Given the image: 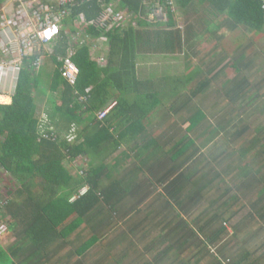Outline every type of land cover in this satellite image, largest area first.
Here are the masks:
<instances>
[{"label":"trees","instance_id":"obj_1","mask_svg":"<svg viewBox=\"0 0 264 264\" xmlns=\"http://www.w3.org/2000/svg\"><path fill=\"white\" fill-rule=\"evenodd\" d=\"M63 9L69 13L60 22V35L47 46L53 53L44 45L36 48L24 59L12 102L0 95V177L10 176V182L3 181L7 191L22 184L50 193L45 214L55 228L66 225L58 234L75 230L77 244L85 236L75 254L88 250L91 264H127L123 258L104 262L100 248L125 234L116 232L121 220L141 222L151 214L162 218L166 240L172 241L170 247L154 248L160 249L157 260L170 258L177 264L207 250L218 258L219 235L206 231L203 217L225 226L227 208H234L231 217L247 211L237 198L231 197L227 206L226 190L216 184L222 177L220 163L227 160L232 179L250 170L264 184V115L253 117L264 90L262 2L74 0ZM120 12L130 21H116ZM221 24L223 36L233 39L227 48L242 55L239 63L229 61L215 73L212 63L183 49L211 40ZM254 46L259 54L243 53ZM215 48L225 53L221 41ZM72 50L79 70L74 85L61 73ZM147 53L171 61L181 55L185 65L180 72L168 65L165 72L143 77L138 61ZM37 59L39 66L34 65ZM49 59L55 69L46 87L50 74L46 71L45 81L43 67ZM227 66L237 79L233 83L225 74ZM254 75L261 78L252 85L249 77L254 81ZM42 95L48 98L47 109ZM217 142L227 150H217ZM219 154L217 167L213 160ZM244 221L264 226V218L249 211L232 228ZM84 223L85 230H76ZM196 226L202 236L194 232ZM39 228L30 233L37 243L51 239L53 234L45 236Z\"/></svg>","mask_w":264,"mask_h":264},{"label":"crops","instance_id":"obj_2","mask_svg":"<svg viewBox=\"0 0 264 264\" xmlns=\"http://www.w3.org/2000/svg\"><path fill=\"white\" fill-rule=\"evenodd\" d=\"M27 9L28 6L25 4L24 12L21 14V11H23L22 7L16 3H11L9 9L1 5L0 21H11L12 18H15L17 20L15 21L16 26H13L16 27V29L20 28L22 25L33 21V17ZM18 16L21 19L18 20ZM12 30H14V28H12ZM224 33L225 29L221 24L218 34L216 36L212 35L211 40L205 38L201 39L196 46L184 47L183 51L184 53L188 52V55L195 54L198 56L200 62H206L208 66L212 63L214 66L213 68H215V73L217 71L216 67L225 66L229 61L233 64L235 62L239 63L242 53H239V51L235 49L231 50L227 48L229 44L233 45V39H231L230 36L224 37ZM247 38L248 36L244 35L243 39L247 40ZM0 41H3L1 34ZM217 41L222 42L225 53L216 51L217 49L215 47L217 46ZM203 43L209 45L203 46ZM242 50L244 54H251V52L259 54V48L257 46H254V50L250 48H243ZM0 54L3 59H7V56L3 52H0ZM8 58H10V55ZM231 69L232 68L227 66L225 74L228 75L229 80L233 83L237 79L233 74L231 75ZM262 70H264V62ZM260 78V76L254 75L253 81V79L249 77L252 85L257 84ZM16 86L14 80L12 81L10 77L5 85L4 92H0V95L4 96L7 104L12 102V97L16 92ZM255 91L256 88L251 93V96L255 95ZM260 91H262L260 92L261 97L256 104V106H258V111L253 113V117L264 115V90ZM215 146H218L217 150H227L228 148V146H224L222 142H217ZM221 158L222 155L219 154L213 160V163H215L217 167ZM220 165L219 170L222 171V177L216 184L220 182L223 189L226 190L225 197H227V206L229 207V200L233 197L237 198L239 201L243 200V203L247 205L245 206V208H247L245 210L247 211H239L237 215L233 214L231 217V210L234 208L232 206L227 208L225 211V220L227 224H225V226L222 222L220 224L217 223V221H211V223H209L205 220L206 218L203 217L204 222L208 226H206V231L215 232L219 235V241L216 246L220 247L221 250L218 253V258H216L211 251L207 250V253L199 254L196 252L197 254L194 253V257H184L185 259L177 260L176 262L177 264H214V262L217 261L218 264V262L222 261L224 264H264V226L258 221H244L236 229L234 227L232 228V224L240 218H243L244 214L249 211L264 218V190H262L264 189V184L260 179L252 177L250 170L242 172L237 178L232 179L234 173L232 172L231 166L227 163V160L225 159L222 161ZM225 165H227V170L225 169L224 171L223 167ZM9 179L10 176L7 174H3V176L0 177V182L2 183V185H0V247L4 254V257L0 260V264H91V258L87 252L88 250L79 256L75 254L77 245L84 244L85 236L82 237L77 244L75 230L70 231L69 234L65 236L60 235V233L58 234V231L62 230L66 225L55 228L49 219L50 214L49 216L45 214L43 210V206L45 205L44 202L52 198L51 194L41 190L40 186L27 189L22 188V184H19V188L16 187V185H12V191H7L9 187H7L3 181L7 180L10 182ZM213 186L216 188L215 184H213ZM163 197L164 203L166 204V201H168L167 197L164 195ZM243 203L240 204V206L243 205ZM103 213L104 212H102V214ZM100 217L99 215L97 219L98 223ZM38 220L41 224L37 223ZM68 220L69 218L66 219V221ZM124 221L126 220H121V224L116 232L125 231V234L122 235V233H119L114 238L107 239L105 244L100 248L99 259L102 257L103 261L107 263L109 260L110 263H115L117 259L123 258L127 264H172L173 261L170 258L165 259L162 257L161 260L156 259L160 249L170 247L172 243L171 239L169 241L166 240V235H164L166 230L160 216L156 217L153 214L145 215V218L142 219L141 222L135 220L124 223ZM199 223L201 224V222ZM37 225L40 226L37 232L39 233L41 229H44L46 231L44 232L45 236L53 234L51 235V239H48L44 243H37L34 239V235L31 236L30 234L33 227ZM85 226L86 223L76 230H85ZM194 232L197 236H202V232L197 226L194 227ZM160 237L162 238V244L160 243ZM190 246H196V244L187 243V247ZM145 247H147V253L144 251ZM154 248L160 249L154 251ZM203 257H205L204 260H202ZM136 261H138V263H135Z\"/></svg>","mask_w":264,"mask_h":264},{"label":"built area","instance_id":"obj_3","mask_svg":"<svg viewBox=\"0 0 264 264\" xmlns=\"http://www.w3.org/2000/svg\"><path fill=\"white\" fill-rule=\"evenodd\" d=\"M74 0H0L6 9H9L11 3H16L22 7L21 14L24 12V5L28 6V12L32 15L33 21L16 26L17 21L12 18L11 21H0V34L3 41H0V52H3L7 59H3L0 54V92H4L8 78L14 80L16 85L18 75L23 70L24 59L34 54L35 49L42 45L48 46L56 41L60 35V22L69 11L63 9L64 6ZM262 9L264 10V0ZM26 11V10H25ZM21 19L18 16V20ZM15 22V23H14ZM14 25V26H13ZM14 28V30H12ZM74 52L64 60L61 69L62 77L69 81L71 85L76 84L78 80V67L71 59ZM10 55V58H8ZM41 64V59L34 62L35 66Z\"/></svg>","mask_w":264,"mask_h":264},{"label":"rangeland","instance_id":"obj_4","mask_svg":"<svg viewBox=\"0 0 264 264\" xmlns=\"http://www.w3.org/2000/svg\"><path fill=\"white\" fill-rule=\"evenodd\" d=\"M118 19H120V20L121 19H123V20L128 19L130 21L131 17L127 14L122 13L119 15ZM207 45H209V44L203 43V46H207ZM47 52L53 53V50L50 47H47ZM93 59L97 60L98 62H102L101 61L102 58H100V57H93ZM184 62L185 61L181 55L178 56L176 60L171 61L165 55H156L154 53H147V54L143 55L140 58V60L138 61V70H139V73L141 76L146 77V76L151 75V74H156V73L160 74L163 71L165 72L166 66L169 65V66L173 67L172 68L173 72L176 73V72H180L183 69V66L185 65ZM43 69H45V72L43 73V78L45 81L47 78L46 77V71H48V75L50 74V78L48 79V83L46 84L47 85L46 87H49V82L51 79V73L55 69L54 65L52 64V61L50 59L48 61H45V65H44ZM230 77H231V75H230ZM41 97H43V98H39V99L44 101V106L47 109V107L49 106V104L46 103V102H48V98L45 95H42ZM71 138H74V137L72 136ZM78 159H77V161H78ZM0 185H2L1 182H0Z\"/></svg>","mask_w":264,"mask_h":264},{"label":"clouds","instance_id":"obj_5","mask_svg":"<svg viewBox=\"0 0 264 264\" xmlns=\"http://www.w3.org/2000/svg\"><path fill=\"white\" fill-rule=\"evenodd\" d=\"M156 13H157V16H158V17L162 18V13H161V12H156ZM120 14H122V12H120L119 14H116V15H115V20H116V21H117V20H120V19H118V17H119Z\"/></svg>","mask_w":264,"mask_h":264}]
</instances>
